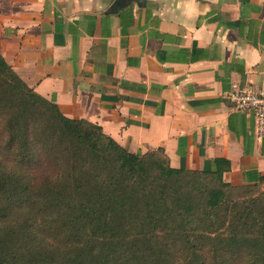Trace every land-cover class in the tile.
Returning <instances> with one entry per match:
<instances>
[{
  "label": "crops",
  "instance_id": "crops-1",
  "mask_svg": "<svg viewBox=\"0 0 264 264\" xmlns=\"http://www.w3.org/2000/svg\"><path fill=\"white\" fill-rule=\"evenodd\" d=\"M0 56L35 93L131 153L231 185L264 177V136L226 94L264 90V0H0Z\"/></svg>",
  "mask_w": 264,
  "mask_h": 264
},
{
  "label": "trees",
  "instance_id": "trees-1",
  "mask_svg": "<svg viewBox=\"0 0 264 264\" xmlns=\"http://www.w3.org/2000/svg\"><path fill=\"white\" fill-rule=\"evenodd\" d=\"M62 115L0 56V264H264V192Z\"/></svg>",
  "mask_w": 264,
  "mask_h": 264
},
{
  "label": "built area",
  "instance_id": "built-area-1",
  "mask_svg": "<svg viewBox=\"0 0 264 264\" xmlns=\"http://www.w3.org/2000/svg\"><path fill=\"white\" fill-rule=\"evenodd\" d=\"M233 110L245 111L254 118V134L264 136V90L243 84L226 94Z\"/></svg>",
  "mask_w": 264,
  "mask_h": 264
},
{
  "label": "rangeland",
  "instance_id": "rangeland-1",
  "mask_svg": "<svg viewBox=\"0 0 264 264\" xmlns=\"http://www.w3.org/2000/svg\"><path fill=\"white\" fill-rule=\"evenodd\" d=\"M264 192V185H260L255 188H238L233 189L231 197L236 200H240L241 198L256 196L258 194H262Z\"/></svg>",
  "mask_w": 264,
  "mask_h": 264
}]
</instances>
